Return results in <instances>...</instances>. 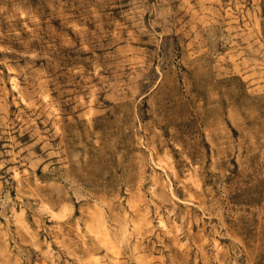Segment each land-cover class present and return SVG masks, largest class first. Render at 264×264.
I'll use <instances>...</instances> for the list:
<instances>
[{
	"label": "rangeland",
	"instance_id": "1",
	"mask_svg": "<svg viewBox=\"0 0 264 264\" xmlns=\"http://www.w3.org/2000/svg\"><path fill=\"white\" fill-rule=\"evenodd\" d=\"M0 264H264V0H0Z\"/></svg>",
	"mask_w": 264,
	"mask_h": 264
},
{
	"label": "bare ground",
	"instance_id": "2",
	"mask_svg": "<svg viewBox=\"0 0 264 264\" xmlns=\"http://www.w3.org/2000/svg\"><path fill=\"white\" fill-rule=\"evenodd\" d=\"M14 86V85H13Z\"/></svg>",
	"mask_w": 264,
	"mask_h": 264
}]
</instances>
